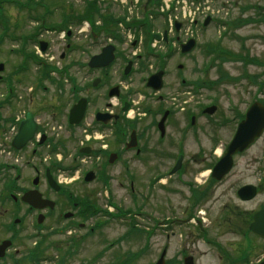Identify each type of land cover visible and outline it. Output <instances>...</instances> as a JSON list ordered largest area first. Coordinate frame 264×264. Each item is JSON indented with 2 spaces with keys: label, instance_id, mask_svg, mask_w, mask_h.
I'll return each mask as SVG.
<instances>
[{
  "label": "flooded vegetation",
  "instance_id": "1",
  "mask_svg": "<svg viewBox=\"0 0 264 264\" xmlns=\"http://www.w3.org/2000/svg\"><path fill=\"white\" fill-rule=\"evenodd\" d=\"M19 5L20 11L12 4L18 16L6 24L11 58L0 73V245L10 242L0 264H21L26 235L43 230L46 220L48 229L69 235L75 224L83 227L104 184L111 196L116 186L119 202L131 201L136 212L156 216L165 210L166 239L177 235L179 248L166 264H183L190 256L199 264V243L210 249L215 264L263 260L264 238L249 226L264 209V113L250 120L246 115L254 103L264 107V68L253 81L248 74L245 79L234 74L238 79L232 81L188 80L186 73L182 80L166 81L168 70L162 68L163 83L154 91L145 77L133 79L149 68L161 69L143 58V44L133 53L117 44L111 65H88L107 42L92 31L96 20L78 16L77 1ZM99 86L102 91L95 92ZM114 86L111 103L104 93ZM80 97L86 99L84 116L69 124L70 107ZM239 127L241 146L230 147ZM20 132L31 136L15 148L20 139L13 137ZM228 147L230 162L218 165ZM59 164L77 171L68 185L56 183ZM28 191L50 202L37 209L23 201Z\"/></svg>",
  "mask_w": 264,
  "mask_h": 264
},
{
  "label": "rangeland",
  "instance_id": "2",
  "mask_svg": "<svg viewBox=\"0 0 264 264\" xmlns=\"http://www.w3.org/2000/svg\"><path fill=\"white\" fill-rule=\"evenodd\" d=\"M222 1H228L231 4L228 13L230 15L228 16L227 22L229 23L230 20L233 21V23H231L233 24V30L227 32V27L226 29H223L221 26L218 27L215 23L210 24L206 29H197L193 36L197 37L201 46L196 48L191 55L188 56L180 57L179 55L174 54L168 62V75L164 78L166 81L176 80L175 75L179 70L175 67L178 63L183 64L182 70L187 74V78L189 79L195 78L196 76H205L210 79L217 75L214 69H209L205 74L200 72V70L206 68H221L222 75L226 72V74H229L230 76H233L234 74L240 76L244 72H248L250 75L260 74V68L262 67L251 63L245 67L243 66L244 62L242 63L241 60L247 55L246 53H249V55L256 56L259 62L264 66V20L261 12L262 8H264V0H214L215 3H221ZM79 7L78 4V8ZM108 7L111 8L109 11L112 12L113 15L118 12L115 5L108 4ZM5 10L10 11V15L7 17L9 19V24L14 22V17L18 16L17 14H14L16 9L9 8L7 5L5 6ZM222 10L223 9L219 8V11ZM3 14L7 15L6 11ZM12 17L13 19H10ZM162 23L163 21L161 18H157L154 21V26L163 25ZM242 40L245 47L241 46ZM102 41L104 43L109 42L105 37ZM215 42L222 50V53L219 56H214L216 58L213 60V57L202 52V49L206 43L215 45ZM9 47V42H6V40L0 41L1 61L6 62V60L11 58L7 52ZM119 47L121 48L122 46L120 45ZM94 50H96L95 47ZM165 50H167V47H165ZM165 50H161V52H164ZM49 55H51V53ZM111 68L110 71L113 77L117 75L115 68H118V66L115 64ZM148 73L138 74V76L133 77V79H140ZM113 80L110 79V83ZM97 91L100 92L102 89H97L95 92ZM174 92L176 91H173L172 93ZM115 101V99H112V102ZM113 190L114 197L112 200L116 205L119 204V192L116 186L113 187ZM99 196V204L104 207L105 200L103 199L102 191ZM129 204L130 201L125 200L123 205ZM160 212L161 213H157L154 218H158V220L162 219L165 210H160ZM99 219L105 220L106 223H103L102 227L96 230L93 234L84 237L85 239L82 241L80 247H78L76 253L72 257L67 258L68 264H120L121 261H125V259L128 260L127 264H150L157 260L165 246H167L165 258L167 259L171 256L177 258L176 253L179 249L177 235H174L171 241H169L166 239V232L164 231L163 226H157V229L155 230L153 229V226L149 224L151 222L146 218L134 217L137 221V228L142 230L144 228L147 231H151V233L148 234L149 237H146V232H138V234L129 232L128 222L130 219L119 218L117 215L108 217L104 214H100ZM78 234L85 235V232L82 230L78 232ZM216 234H219V232L216 231ZM63 238L66 239L65 233H52L45 237L43 243L48 244L49 246L47 249V254L49 256L57 255L54 245L55 247H64V245H67L68 240H64ZM35 239L37 238L29 236L25 240V245L28 248H31L34 245ZM195 250L196 253H198L196 255L199 257V264H215L216 260H214L212 252L210 249H207L205 245L199 243ZM201 253L204 254L201 255ZM42 264H52V261L46 260L42 262Z\"/></svg>",
  "mask_w": 264,
  "mask_h": 264
},
{
  "label": "water",
  "instance_id": "3",
  "mask_svg": "<svg viewBox=\"0 0 264 264\" xmlns=\"http://www.w3.org/2000/svg\"><path fill=\"white\" fill-rule=\"evenodd\" d=\"M190 46H192V41H189V46L188 47L190 48ZM155 79L156 80L158 79V75L157 74L156 75H152L151 78H149L148 80H149L150 83H152L153 81H155ZM156 264H163L162 259H160Z\"/></svg>",
  "mask_w": 264,
  "mask_h": 264
}]
</instances>
